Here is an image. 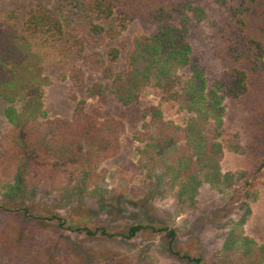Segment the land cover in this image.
Listing matches in <instances>:
<instances>
[{
  "label": "trees",
  "instance_id": "trees-1",
  "mask_svg": "<svg viewBox=\"0 0 264 264\" xmlns=\"http://www.w3.org/2000/svg\"><path fill=\"white\" fill-rule=\"evenodd\" d=\"M132 22L153 31L134 36L125 50L108 45ZM204 22L211 54L222 66L214 78L192 56V35ZM55 56L69 59L68 77L83 92L80 99L71 93L67 118L49 117L44 110L47 63ZM152 83L185 112L184 122L165 118L152 104L138 110L131 128L137 142L132 174L140 177L142 190L131 201L108 188L102 165L121 153L128 128L120 117ZM108 96L120 117L86 103ZM0 98L9 103L4 113L10 128L0 135V193L6 202L46 198L57 210L49 219L59 228L124 239L142 231L162 234L177 259L208 264L202 255L177 250L176 228L151 215L156 199L193 206L206 183L234 197L231 211L218 218L228 225L223 263L264 264V241L259 244L243 230L250 202L259 195L253 189L264 186V0H31L21 18L0 15ZM234 117L240 134L226 124ZM246 147L260 154L253 168L223 172L224 152L243 153ZM95 212L106 224L90 228L63 216ZM15 238L0 232L7 254ZM110 256L89 248L83 263L104 264Z\"/></svg>",
  "mask_w": 264,
  "mask_h": 264
},
{
  "label": "rangeland",
  "instance_id": "rangeland-1",
  "mask_svg": "<svg viewBox=\"0 0 264 264\" xmlns=\"http://www.w3.org/2000/svg\"><path fill=\"white\" fill-rule=\"evenodd\" d=\"M30 1L0 0V15L5 17L6 14L14 13L17 18H21ZM200 30L198 35H192V56L197 59L196 63L203 68L207 76L214 78L222 72V66L212 56L207 36H204L210 35L207 23H201ZM150 31H153L152 26L132 22L118 39L111 40L108 45H119L125 50L130 46L134 36ZM50 56L53 57L54 54L51 53ZM54 58L56 59L47 63L46 68L50 83L43 88L44 110L49 117L67 118L71 116L74 104L71 93L75 92L77 99H80L83 92L73 87L68 77L69 59L60 60L59 56ZM154 84L152 83L140 92L138 104L127 109L122 117H120L123 114L120 107L111 96L105 97L104 100L97 97L86 100L89 105L100 104L106 114L119 116L127 124L128 132L124 135L121 153L104 162L102 167L106 170L105 182L108 188L125 194V197L131 201L136 200L142 190L140 177L132 174V164L137 161L135 151L137 142L132 141L131 128L138 121L136 118L138 110H142L147 104H152L163 110L165 118L178 124L184 122L182 117L185 112L179 111L174 102L163 99L160 90ZM13 104L19 105V103ZM7 105L9 103L0 98V135L10 128V123L4 113ZM227 122L231 131L240 134L241 127L235 117L232 120L226 118V124ZM240 140L242 144L245 143L244 138L240 137ZM259 155L257 151H252L248 147L243 153L225 151L220 162L221 170L223 172L249 171L255 165ZM253 191L259 193L258 199L250 202L251 210L243 230L247 236L261 244L264 241V186L258 184ZM230 193L231 191L228 194L219 193L203 183L193 206L180 204L171 197L156 199L151 215L155 217L154 220H157L155 222L169 224L176 228L177 238L174 241V247L177 250L193 256L202 255L208 264H224L221 258L228 225L226 221L218 220V218L223 212L231 211L230 207L234 197L233 194L229 197ZM49 204L46 198H40L26 204L15 205L6 202L0 193V205L2 206L0 208V232L7 230L9 235L16 237L13 250H9L8 254L4 250L6 242L3 241L0 245V264H85L83 259L89 248L96 253L109 252L111 254V259L104 264H125V260L126 264H188L167 251L162 234L142 231L135 237L124 239L117 236L114 238L100 235L87 236L83 232L76 233L63 227L59 228L57 220L49 219L51 214L57 212L54 207L53 209L48 207ZM58 214L62 215L60 212ZM90 215L87 217L83 214H74L71 218L63 216L68 222L85 224L90 228L106 224L101 220L102 215L96 212ZM215 215H218V221L209 223L210 218L215 220ZM118 225L121 224L117 223L116 226ZM110 227L113 225L110 224ZM118 257L121 262H117Z\"/></svg>",
  "mask_w": 264,
  "mask_h": 264
}]
</instances>
